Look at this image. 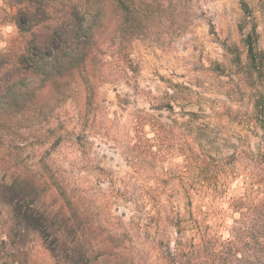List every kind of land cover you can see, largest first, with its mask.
Here are the masks:
<instances>
[{"label":"clouds","instance_id":"clouds-1","mask_svg":"<svg viewBox=\"0 0 264 264\" xmlns=\"http://www.w3.org/2000/svg\"><path fill=\"white\" fill-rule=\"evenodd\" d=\"M254 58L264 0H0L10 264H264Z\"/></svg>","mask_w":264,"mask_h":264},{"label":"rangeland","instance_id":"rangeland-1","mask_svg":"<svg viewBox=\"0 0 264 264\" xmlns=\"http://www.w3.org/2000/svg\"><path fill=\"white\" fill-rule=\"evenodd\" d=\"M225 30L227 28V25L225 24L224 26ZM183 42H178V47L182 46ZM255 66L259 69V70H264V58H254L253 60ZM232 124H235L236 127L241 129V132H245V129L241 127L240 123H238L237 121H235L234 119H228L226 121H224L223 126L224 127H229ZM117 195L119 196V193H117ZM123 198V197H120ZM167 218L166 217H159V215L157 214V217L153 218V221L155 223L161 222V224H165ZM159 230H162V228H160Z\"/></svg>","mask_w":264,"mask_h":264},{"label":"trees","instance_id":"trees-1","mask_svg":"<svg viewBox=\"0 0 264 264\" xmlns=\"http://www.w3.org/2000/svg\"><path fill=\"white\" fill-rule=\"evenodd\" d=\"M161 222L156 223L157 229L161 228ZM14 254L9 253L6 249L0 248V264H10V260L6 259V257H11Z\"/></svg>","mask_w":264,"mask_h":264}]
</instances>
